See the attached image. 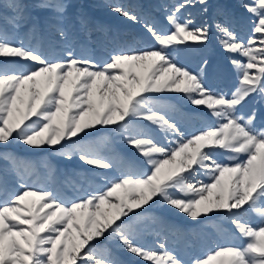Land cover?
<instances>
[{
  "label": "snow or ice",
  "instance_id": "obj_1",
  "mask_svg": "<svg viewBox=\"0 0 264 264\" xmlns=\"http://www.w3.org/2000/svg\"><path fill=\"white\" fill-rule=\"evenodd\" d=\"M197 3L207 12L206 0H179L167 11L166 26L145 23L150 46L121 49L104 61L68 49L64 58L52 60L0 29V145L13 140L34 148L58 145L65 159L76 156L85 165L112 170L113 160L100 154L97 143L84 142L81 133L91 135L87 130L97 125L115 126L143 158L129 162L116 177H81V194L66 200L49 188L26 184L29 167L5 154L21 183L12 192L0 187V264H121L102 240L143 264H184L165 242H139L133 219L141 217L135 209L146 210L150 201L192 219L220 213L234 239L242 241L217 246L191 264H264V128L254 127V110L240 112L252 94L264 96V0H243L252 22L246 42L226 23L215 24L221 47L234 54L229 61L238 86L230 96L208 84V61L194 71L177 59L178 45L209 39L207 23L198 26L191 13L182 16ZM41 6L57 14L64 10L62 4ZM113 11L137 21L120 6ZM6 19L14 23L22 16ZM60 35H65L62 30ZM165 90L206 108L214 125L186 135L166 108L146 95ZM153 128L166 143L151 135ZM217 150L228 162L216 158ZM201 175L210 182L197 179ZM97 181L103 183L89 191Z\"/></svg>",
  "mask_w": 264,
  "mask_h": 264
},
{
  "label": "rangeland",
  "instance_id": "obj_2",
  "mask_svg": "<svg viewBox=\"0 0 264 264\" xmlns=\"http://www.w3.org/2000/svg\"><path fill=\"white\" fill-rule=\"evenodd\" d=\"M178 2L179 0H0V29L6 30L17 42L23 40L25 46L39 49L52 60L64 58V52L68 49L77 56L104 61L111 53L121 49L150 46L152 41L145 30V23L156 24L158 27L166 26L167 11ZM45 3L62 4L64 10L57 14L53 8L41 6ZM242 3L243 0H206L207 12L203 11L204 6L199 3L187 7L183 10L182 16L191 13L198 26L207 23L209 39L206 43L189 41L187 46H177L181 49L177 59L191 70L199 71V66L205 60L208 61V84L213 90L227 93L229 96L238 86L237 71L229 61L230 55L234 54L225 52L221 47L215 24L226 23L246 42L252 31V22L250 15L241 6ZM10 4H18L20 7L16 9L8 6ZM113 6L122 7L136 16L137 21L119 15L113 11ZM18 14L22 19L15 21L19 27H14V23H9L6 17L11 18ZM61 30L65 34L63 37L60 35ZM146 95L164 106L169 116L186 135L215 123L206 108L191 105L183 98L182 93L165 90ZM253 110L256 113L254 127L257 130L264 128V96L260 93L252 94L240 112L247 115ZM87 131L91 132V135L84 136L81 133L84 142L91 139L89 143H97L100 154L112 159L115 168L112 170L93 168L83 164L76 156L71 160L65 159L56 151L60 150L58 145L34 148L13 140L6 146L0 145V187L12 192L18 190L21 183L12 162L4 159L5 154L29 167L30 175H26L24 179L26 184L49 188L59 192L66 200L81 194L77 191L81 177L94 173H107L109 177H116L127 170L126 165L129 162L143 159L133 146L124 142L115 126L97 125ZM149 131L155 139L166 143L163 133L154 128ZM13 146H18L19 151L33 154L34 157L41 153L45 155L42 159L35 158V162L29 156L7 151V148ZM216 158L221 163L228 162L226 155L220 150H217ZM39 161L40 164L37 163ZM51 162L53 164L50 165ZM62 165L64 167H61ZM78 168H82L83 171H79ZM49 169H54L56 173L50 174ZM134 170L144 169L136 166ZM197 179L210 182L203 175ZM102 183L103 181H97L93 188L88 190L92 191ZM119 194L124 195L123 191ZM131 195L135 196L136 193L132 192ZM26 199L30 201L32 198ZM144 209L146 210L135 209L141 218L133 219L139 242L146 246L165 242L168 249L184 261V264H191L197 257L203 258L217 246H227L230 242L242 243L241 240L234 239L231 224L220 213L213 212L192 219L174 207L151 201L144 205ZM252 221L255 223L256 217H252ZM102 244L112 250L121 264H143L139 258L120 250L112 241L102 240Z\"/></svg>",
  "mask_w": 264,
  "mask_h": 264
},
{
  "label": "trees",
  "instance_id": "obj_3",
  "mask_svg": "<svg viewBox=\"0 0 264 264\" xmlns=\"http://www.w3.org/2000/svg\"><path fill=\"white\" fill-rule=\"evenodd\" d=\"M90 141H91V139H88L86 142L89 143ZM17 147H18V146H13V147L7 148V151H8V150H11L12 152H14V154L17 153V154H19V155H20V154H23V155H25V156H29V157H30L32 160H34V161H35V158L42 159V156L45 155L44 153H41V154L37 155L38 157H34L33 154H27V153H25V152L22 153L21 151L18 150ZM53 149H55V148H53ZM55 150H56V149H55ZM56 151L59 152L60 150L57 149ZM35 162H36V161H35ZM37 163L40 164V161L37 162ZM51 164H53V162H51L50 165H51ZM61 167H64V166L62 165ZM78 169H79V171H81V172L83 171L82 168H78ZM49 171H50V174H52V175H53L54 172H55L54 169H51V170L49 169ZM55 173H56V172H55ZM59 176H60V175H59Z\"/></svg>",
  "mask_w": 264,
  "mask_h": 264
}]
</instances>
